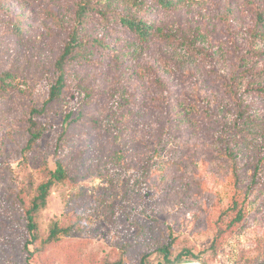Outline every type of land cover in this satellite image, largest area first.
I'll return each instance as SVG.
<instances>
[{
  "label": "rangeland",
  "instance_id": "rangeland-1",
  "mask_svg": "<svg viewBox=\"0 0 264 264\" xmlns=\"http://www.w3.org/2000/svg\"><path fill=\"white\" fill-rule=\"evenodd\" d=\"M76 2L90 9L82 40L107 37L101 12L161 32L69 63L70 94L37 118L46 131L25 152ZM68 114L101 130L73 146ZM58 160L69 178L51 188L26 248L16 199L28 203ZM263 178L264 0L157 12L136 0H0V264H141L147 253L148 264H264ZM55 225L70 233L48 241ZM170 241L166 262L158 247Z\"/></svg>",
  "mask_w": 264,
  "mask_h": 264
},
{
  "label": "trees",
  "instance_id": "trees-1",
  "mask_svg": "<svg viewBox=\"0 0 264 264\" xmlns=\"http://www.w3.org/2000/svg\"><path fill=\"white\" fill-rule=\"evenodd\" d=\"M22 3L41 0H19ZM55 3H63L69 0H51ZM139 6L145 5L147 11L173 10L178 6L181 0H136ZM90 11L87 3L76 2L75 23L71 26L68 37L62 52L58 55L55 61L56 79L51 86L49 96L43 101L40 107H32L29 112V137L25 145V152L31 151L34 144L42 138L46 131V126L38 122L37 118L45 114L53 104H64L70 94V69L69 63L82 62L93 64V59L98 53V57L106 59L111 55H116L119 48L123 45L135 41L146 45L152 41L155 36H158L161 29L156 27L153 22L145 18H138L127 14L115 13L109 16L108 13L99 14L98 23L104 24L107 31L104 37L95 38L93 40H82L80 28L85 25L90 18L87 12ZM261 20V19H260ZM80 27V28H79ZM20 32V28L17 29ZM106 37V38H105ZM67 126L62 134V137L68 134L73 146L88 142L91 138H95L101 130L100 122L97 118H85L82 115L72 118L71 115L66 116ZM73 133V134H72ZM61 137V141H63ZM65 140V138H64ZM257 175V171H256ZM257 178V176H255ZM69 178L67 168L61 160L57 161V167L54 171L49 172V177L44 180L37 189V193L29 200L28 203L17 198L20 202L19 206L22 209L25 220V228L27 230L28 240L26 248L29 244L38 241L39 239V215L40 212L47 206L51 188L58 182L66 181ZM264 183V178L257 183ZM237 218H241L238 216ZM70 233V228L60 229L55 225L51 229L48 241L58 237L59 233ZM223 231L220 229L216 236V242L221 238ZM172 241L158 247V251L166 262L170 261ZM188 253V252H186ZM149 253L145 254L141 264H148L145 260Z\"/></svg>",
  "mask_w": 264,
  "mask_h": 264
}]
</instances>
